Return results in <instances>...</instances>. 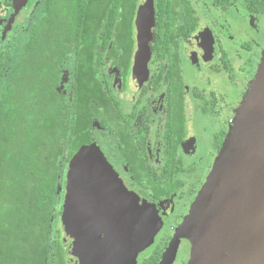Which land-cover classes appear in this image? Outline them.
Wrapping results in <instances>:
<instances>
[{"label":"flooded vegetation","instance_id":"1","mask_svg":"<svg viewBox=\"0 0 264 264\" xmlns=\"http://www.w3.org/2000/svg\"><path fill=\"white\" fill-rule=\"evenodd\" d=\"M263 59L264 0H0L1 91L38 89L45 115L85 126L88 142L60 153L65 264L66 174L90 144L151 209L157 231L135 264H187L204 212L181 228Z\"/></svg>","mask_w":264,"mask_h":264},{"label":"water","instance_id":"2","mask_svg":"<svg viewBox=\"0 0 264 264\" xmlns=\"http://www.w3.org/2000/svg\"><path fill=\"white\" fill-rule=\"evenodd\" d=\"M139 50L144 56V48ZM218 160L181 228L187 232L204 212L187 264H264V59ZM150 211L125 189L96 144L82 145L65 179L70 264H135L157 231L148 224Z\"/></svg>","mask_w":264,"mask_h":264},{"label":"trees","instance_id":"3","mask_svg":"<svg viewBox=\"0 0 264 264\" xmlns=\"http://www.w3.org/2000/svg\"><path fill=\"white\" fill-rule=\"evenodd\" d=\"M22 87L0 88V264H65L59 238L51 240L60 153L88 142L85 126L68 130L42 111L38 89Z\"/></svg>","mask_w":264,"mask_h":264},{"label":"rangeland","instance_id":"4","mask_svg":"<svg viewBox=\"0 0 264 264\" xmlns=\"http://www.w3.org/2000/svg\"><path fill=\"white\" fill-rule=\"evenodd\" d=\"M63 180V179H62ZM60 205L58 203V205L56 206V211L53 217V228H52V234H51V240H55L56 236H57V228L60 227V215H59V209Z\"/></svg>","mask_w":264,"mask_h":264}]
</instances>
